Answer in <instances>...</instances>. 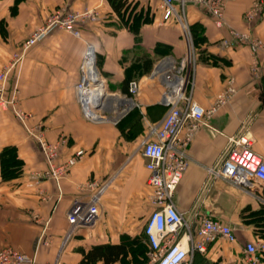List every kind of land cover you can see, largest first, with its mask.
Wrapping results in <instances>:
<instances>
[{
	"label": "crops",
	"instance_id": "crops-1",
	"mask_svg": "<svg viewBox=\"0 0 264 264\" xmlns=\"http://www.w3.org/2000/svg\"><path fill=\"white\" fill-rule=\"evenodd\" d=\"M129 1L136 4L135 10L148 8L152 17L140 26L139 40L108 0H0V69L10 65V56L21 51L30 33L55 9L96 13L76 23L78 35L53 29L8 72L7 86L17 88L16 106L29 115L26 128L34 135L41 133L50 143L64 139L55 165L65 164L75 151L82 150V154L58 176L47 175V162L36 139L12 112L0 107V249L35 253L39 264H83L84 252L93 245L123 242L132 245L125 260H137V264L147 260L143 226L151 205L146 159L139 143L166 112L160 103L163 82L149 75L161 57L179 59L186 53L189 41L183 21L194 53L203 50L215 57L208 63L195 61L187 94L208 108L231 82L235 91L191 141L189 163L173 202L192 230L199 215L205 214L235 231V242L219 239L206 252L194 253L191 264H248L244 244L264 239V221L258 214L264 213V196L257 199L213 177L209 167L223 158L228 137L242 131L251 135L254 151L264 157V3L257 14L249 16L258 0H223L226 23L218 27L206 8L193 2L177 5V15L164 20L161 0ZM188 26L205 37L196 49ZM231 31L245 33L259 47L254 52L249 44H235ZM89 45L96 53L105 92L114 95L108 112L113 121L87 118L76 95L80 65ZM146 58H154L148 73L143 72ZM133 78L139 80L140 88L135 106L128 108L123 95ZM6 147L13 150L14 165L3 176L1 152ZM107 179L95 225L77 227L68 235L71 199L86 194L85 183ZM259 264H264L262 258Z\"/></svg>",
	"mask_w": 264,
	"mask_h": 264
},
{
	"label": "built area",
	"instance_id": "built-area-1",
	"mask_svg": "<svg viewBox=\"0 0 264 264\" xmlns=\"http://www.w3.org/2000/svg\"><path fill=\"white\" fill-rule=\"evenodd\" d=\"M161 1L164 20L177 15V5L183 6L186 2H193L206 8L216 26L223 27L226 23L223 0ZM263 3L262 0H258L248 11V15L257 14ZM95 15L96 13L91 9L83 11L64 7L55 9L49 14L45 23L36 27L26 38L21 51L15 53V58L7 66V70L0 72V106L12 112L25 128L29 115L16 106V85L10 87L11 92L8 95L4 93L10 68L20 61L30 46L53 29L61 28L78 35L76 23ZM181 24L189 41L186 53L179 59L171 56L161 57L149 75L150 78H158L163 82L160 103L166 107V112L158 123L149 126L139 143V151L146 159L148 198L151 205L143 226L148 245L147 260L143 264H191L194 253L206 252L208 246L217 240L222 239L228 243L236 241L235 231L230 225L205 214L199 215L197 226L192 230L183 217V212L179 211L173 202L175 189L189 163L187 150L191 141L197 131L208 124V119L235 91L231 82L216 94L208 108L201 107L187 94L196 59L190 45L188 28L182 21ZM231 32L235 44H249L254 52L259 47L258 42L249 41L245 33ZM92 68L98 72V77L92 73ZM96 85L104 88L103 79L95 65L94 51L89 45L80 65V78L75 85L76 95L87 118L94 121L110 119L111 115L108 112L114 105V100L108 99L106 95L98 99L92 97L93 92H96ZM139 88V80L132 79L128 82L127 94L123 95L128 108L135 106L134 97L138 95ZM26 129L36 139V144L47 162L48 170L45 171L47 175L58 176L74 165L82 154V150L75 151L65 164L56 166L54 160L64 139L50 143L41 133L34 135L28 128ZM252 145L253 139L247 131L228 137L227 150L223 158L216 166L209 167V172L213 177L222 178L245 193L263 199L264 157L256 153ZM109 182L110 179L101 183L87 182L82 186L86 194L71 199L67 211L68 235L77 227L95 225L99 217L100 198ZM242 250L248 264H259L264 254V239L248 241ZM35 255V253L28 255L11 247L1 248L0 264H39Z\"/></svg>",
	"mask_w": 264,
	"mask_h": 264
},
{
	"label": "trees",
	"instance_id": "trees-1",
	"mask_svg": "<svg viewBox=\"0 0 264 264\" xmlns=\"http://www.w3.org/2000/svg\"><path fill=\"white\" fill-rule=\"evenodd\" d=\"M113 10L118 14L120 19L128 26V28L135 34V38L139 40V29L143 23L151 22L152 17L149 16L148 8L135 10L136 4L130 3L129 0H108ZM191 39L194 49L198 44L204 42L205 37L192 26H190ZM196 59L209 62L214 60L215 57L203 50H195ZM154 62V58H146L145 63H143V72L148 73L151 65ZM131 80V79H130ZM128 80V82L130 81ZM13 150L11 147H6L1 152V172L6 175L14 165L12 162ZM260 215V220L264 221V213H258ZM132 249L130 243H118V244H98L93 245L87 251L84 252L81 263L90 264L97 260H101L103 264H114L118 262L119 264H137V260H125L127 255V250ZM264 260V254L261 257Z\"/></svg>",
	"mask_w": 264,
	"mask_h": 264
},
{
	"label": "rangeland",
	"instance_id": "rangeland-1",
	"mask_svg": "<svg viewBox=\"0 0 264 264\" xmlns=\"http://www.w3.org/2000/svg\"><path fill=\"white\" fill-rule=\"evenodd\" d=\"M182 23H184L183 21H182ZM189 27V26H188ZM190 28V27H189ZM95 54V64H96V53H94ZM15 58V53H13L11 56H10V58L8 59V61L9 62H11L13 59ZM195 59H196V55H195ZM197 60V59H196ZM7 66H8V64H6V65H3L2 67H1V69H0V72H3V71H6L7 70ZM98 70V69H97ZM7 75H8V73H7ZM133 79H136V78H133ZM103 84H104V82H103ZM13 86V85H12ZM11 86V87H12ZM101 86V85H100ZM106 90V89H105ZM107 91V90H106ZM9 92H11L10 91V87H8L7 86V79H6V81H5V88H4V93H9ZM109 94V93H108ZM8 95V94H7ZM113 97H114V95H113ZM1 107V106H0ZM133 107V106H132ZM2 108V107H1ZM3 109V108H2ZM5 110V109H4ZM9 111V110H8ZM113 118L114 117H110V120H112L113 121ZM17 120V119H16ZM117 120V119H116ZM18 121V120H17ZM118 121V120H117ZM19 122V121H18ZM20 123V122H19ZM145 216V215H144ZM144 221V220H143ZM146 262V261H145ZM143 264V263H142Z\"/></svg>",
	"mask_w": 264,
	"mask_h": 264
},
{
	"label": "bare ground",
	"instance_id": "bare-ground-1",
	"mask_svg": "<svg viewBox=\"0 0 264 264\" xmlns=\"http://www.w3.org/2000/svg\"><path fill=\"white\" fill-rule=\"evenodd\" d=\"M93 58V57H92ZM92 67V66H91ZM93 70H92V73L96 76V77H98L99 75H98V72L94 69V68H92ZM95 93L93 92V95H92V97H95V99H98L99 97L100 98H102L104 95H106V97H108V99H112L113 97V95L112 94H108V93H106L105 92V89L102 87V86H100V85H96V88H95Z\"/></svg>",
	"mask_w": 264,
	"mask_h": 264
}]
</instances>
